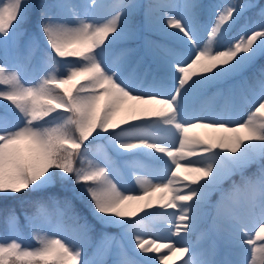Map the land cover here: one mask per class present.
Listing matches in <instances>:
<instances>
[{
    "label": "snow or ice",
    "instance_id": "6c2138e0",
    "mask_svg": "<svg viewBox=\"0 0 264 264\" xmlns=\"http://www.w3.org/2000/svg\"><path fill=\"white\" fill-rule=\"evenodd\" d=\"M0 222V264H264V0H0Z\"/></svg>",
    "mask_w": 264,
    "mask_h": 264
},
{
    "label": "rangeland",
    "instance_id": "374dc122",
    "mask_svg": "<svg viewBox=\"0 0 264 264\" xmlns=\"http://www.w3.org/2000/svg\"><path fill=\"white\" fill-rule=\"evenodd\" d=\"M103 2H106V0H103ZM141 2H142V0H141ZM175 2L179 3L180 0H175ZM219 2H221V0H217L216 2H213V3H219ZM169 31H172V30H169ZM127 46L128 47H136V44L135 43H129ZM115 54L116 53H113V56H115ZM29 78H31V77H29ZM206 103L209 106H211V107L218 108V107H221V106L224 105V99L221 98V97H216L214 100L206 101ZM124 114L125 113H121V115H124ZM193 131H199L201 133L200 136H202V137H204V136H206L208 134L207 131L204 130V129H194ZM99 143H106V142H99ZM132 151H135V150H132ZM138 159L143 164L144 168H152L154 166L153 162L148 157H139ZM125 186L126 187H135L134 178H132L127 173H125ZM213 194H216V200L219 199V196L217 195V193H213ZM203 227H206V225H204ZM19 230H20V227H19ZM118 232H119V230H114L111 233H109V235H116V234H118ZM3 233H4V229H1V227H0V234H3ZM20 233L23 236V233H22L21 230H20ZM158 234L159 235H166V233H163V232H160ZM145 238L146 239L151 238V234H149ZM188 239L197 247V251H206L209 248V245L211 243L210 240H208L206 237H203L201 235V230L200 229H198L196 232H194L190 237H188ZM25 242H29V241H25ZM158 242L160 244H164V243H168L169 241L167 239H162V240H160ZM99 243H100V240L94 244V246H93L91 252L89 253V255H92V253L96 249V245L99 244ZM157 264H159V262H157ZM168 264H171V261H169ZM175 264H180V262L176 261Z\"/></svg>",
    "mask_w": 264,
    "mask_h": 264
},
{
    "label": "trees",
    "instance_id": "16d2710c",
    "mask_svg": "<svg viewBox=\"0 0 264 264\" xmlns=\"http://www.w3.org/2000/svg\"><path fill=\"white\" fill-rule=\"evenodd\" d=\"M212 1H215V0H207V2H212ZM112 2H113V0H106L105 4H111ZM148 2H149V0H142V3H148ZM162 39H164V38H162ZM31 75H32L31 72H29V76H31ZM229 184H230V182H225L224 187L225 188H228L229 187ZM217 195L219 196L218 193H217ZM211 200L213 202L216 201V194H213L212 195ZM0 226H4L2 222H0ZM203 226L204 225H202V227ZM19 227H20V230L23 233L24 240L31 242V240H30V229L28 228V226H27V224H26V222L24 220L23 215L20 216ZM114 230H118V229H116V228H107V229L100 230L98 228L96 232L92 233L91 234V237H90V240H89V247L87 249L88 250V253L91 252L94 244L99 239H101V237H100V231H104V232H107L109 234V233H111Z\"/></svg>",
    "mask_w": 264,
    "mask_h": 264
},
{
    "label": "bare ground",
    "instance_id": "6f19581e",
    "mask_svg": "<svg viewBox=\"0 0 264 264\" xmlns=\"http://www.w3.org/2000/svg\"><path fill=\"white\" fill-rule=\"evenodd\" d=\"M196 134L200 135L201 133L199 131H194Z\"/></svg>",
    "mask_w": 264,
    "mask_h": 264
}]
</instances>
